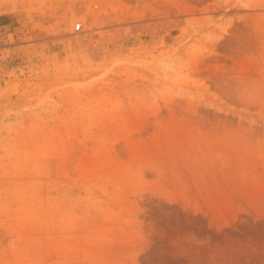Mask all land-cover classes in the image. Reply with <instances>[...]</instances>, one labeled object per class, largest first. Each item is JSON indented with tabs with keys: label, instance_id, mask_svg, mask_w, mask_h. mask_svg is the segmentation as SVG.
Here are the masks:
<instances>
[{
	"label": "rangeland",
	"instance_id": "1",
	"mask_svg": "<svg viewBox=\"0 0 264 264\" xmlns=\"http://www.w3.org/2000/svg\"><path fill=\"white\" fill-rule=\"evenodd\" d=\"M0 264H264V0H0Z\"/></svg>",
	"mask_w": 264,
	"mask_h": 264
},
{
	"label": "built area",
	"instance_id": "2",
	"mask_svg": "<svg viewBox=\"0 0 264 264\" xmlns=\"http://www.w3.org/2000/svg\"><path fill=\"white\" fill-rule=\"evenodd\" d=\"M80 26H81V23L80 22H76L75 25H74V28L76 30H78L80 28Z\"/></svg>",
	"mask_w": 264,
	"mask_h": 264
}]
</instances>
